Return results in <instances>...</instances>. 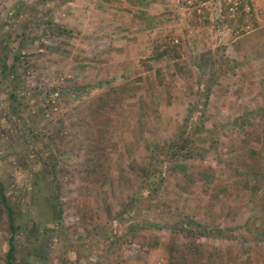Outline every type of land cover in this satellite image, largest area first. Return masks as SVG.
<instances>
[{"label":"rangeland","instance_id":"1","mask_svg":"<svg viewBox=\"0 0 264 264\" xmlns=\"http://www.w3.org/2000/svg\"><path fill=\"white\" fill-rule=\"evenodd\" d=\"M10 243L263 264L264 0H0V264Z\"/></svg>","mask_w":264,"mask_h":264},{"label":"trees","instance_id":"2","mask_svg":"<svg viewBox=\"0 0 264 264\" xmlns=\"http://www.w3.org/2000/svg\"><path fill=\"white\" fill-rule=\"evenodd\" d=\"M198 1L206 2L208 0H198ZM1 198H2V202L4 204H6V197L4 195H1ZM6 208H7V213H8V220L10 222V228H12V225H13V215H12L13 214V209L9 205L8 206L6 205ZM12 253H13V246L10 243L9 250H8V252L6 254V259H7L6 262H7V264H13V262H12ZM262 256L264 257V253L262 254ZM250 262H251V259H247L245 263L246 264H250Z\"/></svg>","mask_w":264,"mask_h":264}]
</instances>
